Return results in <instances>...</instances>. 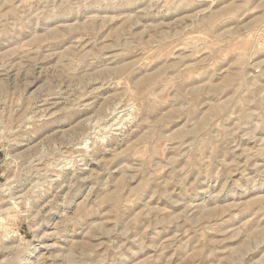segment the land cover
Wrapping results in <instances>:
<instances>
[{
  "label": "rangeland",
  "instance_id": "obj_1",
  "mask_svg": "<svg viewBox=\"0 0 264 264\" xmlns=\"http://www.w3.org/2000/svg\"><path fill=\"white\" fill-rule=\"evenodd\" d=\"M0 264H264V0H0Z\"/></svg>",
  "mask_w": 264,
  "mask_h": 264
}]
</instances>
